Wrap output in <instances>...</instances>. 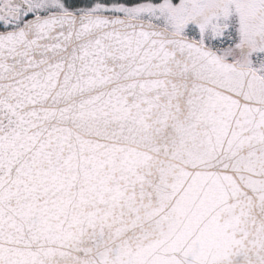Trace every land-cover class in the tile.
<instances>
[{"label": "snow or ice", "instance_id": "obj_1", "mask_svg": "<svg viewBox=\"0 0 264 264\" xmlns=\"http://www.w3.org/2000/svg\"><path fill=\"white\" fill-rule=\"evenodd\" d=\"M0 264H264V0H0Z\"/></svg>", "mask_w": 264, "mask_h": 264}]
</instances>
